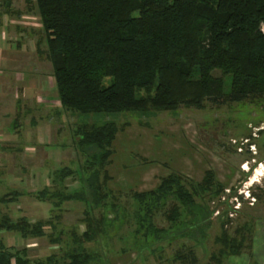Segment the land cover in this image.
I'll list each match as a JSON object with an SVG mask.
<instances>
[{
	"label": "trees",
	"instance_id": "1",
	"mask_svg": "<svg viewBox=\"0 0 264 264\" xmlns=\"http://www.w3.org/2000/svg\"><path fill=\"white\" fill-rule=\"evenodd\" d=\"M33 4L57 101L65 110L89 114L180 106L198 109L205 104L264 98V0H33ZM116 131L113 121L75 125L71 134L85 158L79 169L63 166L56 170L53 181L60 184L76 174L79 185L52 192L44 187L35 196L41 199L48 193L56 198L54 207L63 200L101 205L109 196L104 166L112 154ZM220 188L211 170H205L190 189L178 173L162 176L153 189L132 194L142 204L135 214L134 232L142 230L145 237L149 231L154 239L165 233L167 240L192 237L196 231L203 236L212 211L194 198L216 194ZM16 194L7 192L0 202L13 200ZM164 197L176 202L165 212L169 225L153 228L151 207ZM83 213L89 214L87 209ZM103 219L98 217L97 224ZM42 227L43 222H29L24 216L0 219L1 230L21 237L42 235ZM104 227L85 228L73 238L74 245L62 260L48 255L30 261L24 248L0 241V264H85L91 257L82 242L90 240L96 230L105 233ZM216 240L221 247L210 259L217 263L219 256L240 250L241 241L225 231ZM177 257L195 262L191 251Z\"/></svg>",
	"mask_w": 264,
	"mask_h": 264
},
{
	"label": "rangeland",
	"instance_id": "2",
	"mask_svg": "<svg viewBox=\"0 0 264 264\" xmlns=\"http://www.w3.org/2000/svg\"><path fill=\"white\" fill-rule=\"evenodd\" d=\"M29 2L23 6L27 10L23 12L27 14L24 19L39 23L36 9ZM38 28L43 69L40 98L43 105H48L38 111L27 104L35 110L30 111L38 122L35 129H25L29 115L20 123L25 125L24 132L32 130L27 139H34L41 147H24L22 171L17 170L21 154L12 153L14 149L0 153V177L4 179L0 182V196L10 191L18 193L13 202H0V219L6 215L12 221L20 216L29 222L41 221L42 235L21 237L17 232L0 229V241L13 248H24L30 261L48 255L62 260L74 245L75 236L79 237L87 227L100 229L105 225V233L96 230L90 240L82 242L91 257L85 264H189L188 259L177 257L187 251L195 257L194 264H264V98L216 106L205 104L198 109L180 106L174 110L77 114L59 106L45 55L44 35L40 25ZM47 97L51 98L48 102ZM104 121H113L117 128L112 156L118 167L125 170L122 181L132 184L141 177L142 184L112 188V176L104 171V187L109 196L101 205L63 200L54 207L56 198L48 193L38 199L35 194L43 187L52 192L79 185L76 174L63 178L60 184L53 181V174L66 165L79 169L85 158L75 145L72 128L81 122ZM2 138L0 144L7 145L3 147L14 145V134ZM146 168L144 175L133 174ZM205 170L213 172L221 188L216 194L194 198L212 211L205 220L203 236L196 231L192 237L167 240L165 233L154 239L149 231L145 237L142 230L134 232L138 225L135 214L142 204L132 197L133 193L153 189L162 176L173 172L181 175L185 187L190 189V184L199 181ZM17 176L22 178L21 183L13 182ZM101 176L100 173L99 181ZM172 203H176L174 199L164 197L160 204L151 207L149 222L153 228L165 229L169 225L165 212ZM85 209L88 216L83 213ZM100 216L105 221L99 225ZM222 231L240 240L241 247L237 254L219 256L217 263L210 255L221 247L216 238L221 237Z\"/></svg>",
	"mask_w": 264,
	"mask_h": 264
},
{
	"label": "crops",
	"instance_id": "3",
	"mask_svg": "<svg viewBox=\"0 0 264 264\" xmlns=\"http://www.w3.org/2000/svg\"><path fill=\"white\" fill-rule=\"evenodd\" d=\"M29 1L34 6L32 4L33 0ZM25 4L26 0H0V139H3L2 136L7 138L11 134H14L16 138L13 141L14 145L8 146V148L3 147L7 145L0 144V153H11L10 149H14L12 153L18 154V156L26 146L41 147L40 143H36L34 139H27L26 137L38 126V122L34 121L35 117H32L30 111H35V108L40 111L42 106L48 105V103H44L43 105L41 103L42 98H40L41 87L43 86L42 52L39 48L40 31L38 28L40 23L24 19L27 18V14L23 13L26 10V8L23 9ZM45 100L48 102L51 98L47 97ZM27 104L34 109L31 110L30 107H27ZM27 115H29L28 123L25 126L24 123L20 122L24 121ZM24 126L25 129H28V127L32 128L31 132H24ZM112 144L114 143L112 142L111 146ZM49 146L51 147L52 144H49ZM112 154L109 157L107 165L104 166V170L108 171L110 176H112L110 180L111 187L123 188L129 186L130 182L124 179L122 181L125 170L122 171L118 167V163L114 161ZM18 158L20 160L18 161L21 163L22 154ZM20 165L17 167V170L22 171L23 163ZM64 167L74 169L68 165ZM146 171L147 168L142 172L136 173L134 171L133 174L138 176L144 175ZM14 178L13 182L15 180L17 183H21L22 178L20 176ZM2 180L4 179L0 177V182ZM132 184L134 186L142 184L141 177L137 181H133ZM13 201L14 199L8 202Z\"/></svg>",
	"mask_w": 264,
	"mask_h": 264
}]
</instances>
